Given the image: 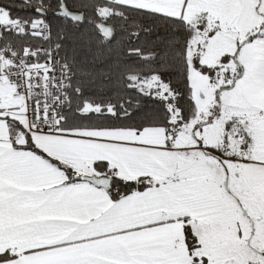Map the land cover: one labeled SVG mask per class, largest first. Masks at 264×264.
I'll return each instance as SVG.
<instances>
[{"label": "snow or ice", "instance_id": "1", "mask_svg": "<svg viewBox=\"0 0 264 264\" xmlns=\"http://www.w3.org/2000/svg\"><path fill=\"white\" fill-rule=\"evenodd\" d=\"M0 264H264V0H0Z\"/></svg>", "mask_w": 264, "mask_h": 264}]
</instances>
